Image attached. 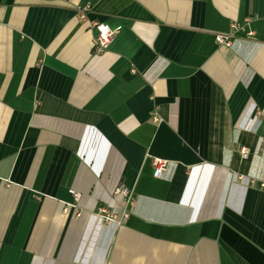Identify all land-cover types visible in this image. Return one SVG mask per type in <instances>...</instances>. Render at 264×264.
Masks as SVG:
<instances>
[{"label": "crops", "instance_id": "obj_1", "mask_svg": "<svg viewBox=\"0 0 264 264\" xmlns=\"http://www.w3.org/2000/svg\"><path fill=\"white\" fill-rule=\"evenodd\" d=\"M0 264H264V0H0Z\"/></svg>", "mask_w": 264, "mask_h": 264}, {"label": "built area", "instance_id": "obj_2", "mask_svg": "<svg viewBox=\"0 0 264 264\" xmlns=\"http://www.w3.org/2000/svg\"><path fill=\"white\" fill-rule=\"evenodd\" d=\"M80 17L82 19L86 18V14L84 13L83 10L80 11ZM92 28L96 30V33L94 35V41H93V50L95 54H102L104 53L112 40L114 39L116 33L119 31V29H114L112 28L109 24L104 23V22H93L92 23ZM242 28V26L237 23L233 22L231 24V29L228 33H219L216 35V40L220 44H225V45H232L233 39H235L237 33L239 30ZM248 35H253V31L249 30ZM154 121H159L160 116L158 113H155L152 115ZM242 152L244 154H247L246 149H243ZM168 165L167 159L159 158L156 157L154 159V167H155V175L160 177L163 175L164 171L166 170ZM75 199L79 200L80 199V193L73 191ZM114 194L116 196H123L124 198L127 199V203L129 205H134L135 203V198L133 197V192L126 187L125 185H119L115 191ZM131 208H126L121 216L119 217L116 212H110L109 208L107 207H100V212L96 215L97 219L101 224L105 225H110L111 227H117L122 224V220L124 218H127L130 214ZM79 214V213H78Z\"/></svg>", "mask_w": 264, "mask_h": 264}]
</instances>
